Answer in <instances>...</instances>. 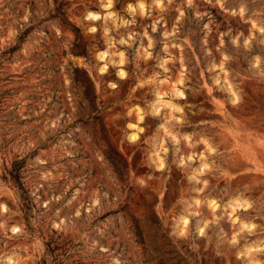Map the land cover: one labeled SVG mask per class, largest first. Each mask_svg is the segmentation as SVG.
<instances>
[{
  "label": "rangeland",
  "instance_id": "obj_1",
  "mask_svg": "<svg viewBox=\"0 0 264 264\" xmlns=\"http://www.w3.org/2000/svg\"><path fill=\"white\" fill-rule=\"evenodd\" d=\"M106 1L0 0V264H264V0Z\"/></svg>",
  "mask_w": 264,
  "mask_h": 264
},
{
  "label": "bare ground",
  "instance_id": "obj_2",
  "mask_svg": "<svg viewBox=\"0 0 264 264\" xmlns=\"http://www.w3.org/2000/svg\"><path fill=\"white\" fill-rule=\"evenodd\" d=\"M112 4H113V1H112V0H107L106 3L103 5V8H104L105 10H108V9H110V8L112 7ZM157 4H160V1H158ZM146 8H147V7H146V6L144 5V3L142 2V3H139V4L137 5L136 8H135V7H130L129 9H130L131 11H137V10H138V11H140V12H145V11L147 10ZM109 16H111V13H106V14L102 15V14H100V13L90 12V13L87 14L86 19H87V20H90L91 22H96V21H98L100 18H101V19H102V18H105V19H106V18L109 17ZM90 31H91V32H95V31H96L95 26L92 27V28L90 29ZM109 51H110V49H107V50L101 51V52L98 54V58H99V60L101 61V66H100V72H101V73H105V72L109 69V67H110L109 64H113L112 57H111L109 60H107L108 57L111 55V54L109 53ZM123 63H124V56L121 54V55H120V60L118 61V67H119L118 74H119L120 77H122V78H126V73H125V71L121 68V67L123 66ZM163 82H164V81H163ZM158 101H159V100H158ZM160 104H161L160 101L152 104V111H153L154 113H155V112H158V111L160 110ZM142 118H143V117H142L141 115H139V121H141ZM131 128H132L133 130H135V131L132 132V133L129 135V138H130V140H131L132 142H134V141H136V140L139 138V134H138V132L136 131V130H138V126H137V124H133V125H131ZM138 131H139V130H138ZM139 132H140V131H139ZM152 158H153L152 161L157 165V167H158L160 170L163 169V168L165 167V163H164V161H163L162 158H160V157L157 156V155H155V157L152 156ZM195 203L198 204V201H196ZM211 204H214V205H215V202H214V201H211ZM232 206H235V207H241V208H242V207H243V208H248V207H249V204H248L247 202L243 201V200H239V199L236 200V199H235L234 201H232L230 207H232ZM215 208H216V206H215ZM188 224H189V218H188V217H183V218L180 219L179 224L177 225V227L180 228L181 231L184 232V231H185V228L188 226ZM246 226L251 227L250 225H246V224H244V227H246ZM203 230H204V227H203V226H199V227H198V231H199L200 233H202Z\"/></svg>",
  "mask_w": 264,
  "mask_h": 264
},
{
  "label": "trees",
  "instance_id": "obj_3",
  "mask_svg": "<svg viewBox=\"0 0 264 264\" xmlns=\"http://www.w3.org/2000/svg\"><path fill=\"white\" fill-rule=\"evenodd\" d=\"M78 71V70H77ZM23 168V162H15L13 164V167L11 170L8 171L9 176L11 177V180L17 187L25 193L24 183L22 182V176H21V170ZM49 251L51 252L52 249L49 248ZM42 264H47V261H42ZM54 264H61L59 261H54Z\"/></svg>",
  "mask_w": 264,
  "mask_h": 264
}]
</instances>
